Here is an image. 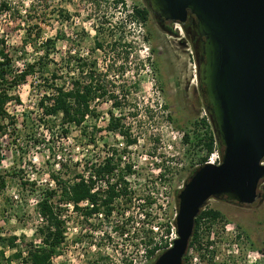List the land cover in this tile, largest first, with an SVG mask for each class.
<instances>
[{
	"label": "rangeland",
	"instance_id": "rangeland-1",
	"mask_svg": "<svg viewBox=\"0 0 264 264\" xmlns=\"http://www.w3.org/2000/svg\"><path fill=\"white\" fill-rule=\"evenodd\" d=\"M121 1L0 0V37L13 59V70L42 57L46 39L55 41L49 49L54 64L46 73L28 77L14 90L20 104L7 106L15 124L0 138V173L6 179L0 190L2 235H16L21 250L31 240L38 242L39 195L68 179L58 162L72 178L85 160L101 161L119 143L129 146L124 155L137 166L130 176L131 199L146 200L150 192L159 199L153 198L154 215L147 221L138 213L147 211L148 203L138 212L136 204H119L110 217L64 209L65 240L53 264H153L163 250L147 256L144 243L151 238L147 248L162 247L175 236L167 234L169 221L162 217L160 203L170 213L177 208L178 192L204 157L203 146H195V136L202 132L192 124L207 116L192 44L178 24L171 25L172 33L160 29L145 0ZM95 28L103 44L100 50H94ZM114 40L120 41L116 49ZM69 56L74 57L70 64ZM81 58L96 61L98 72L107 75V94L92 104L98 115L88 118L85 128H71L64 136L60 120L45 118L38 109L42 79L56 69V85L69 87ZM113 101L119 106L115 108ZM111 114L120 118L123 136L108 130ZM186 131L189 143L183 139ZM127 138L134 143L128 145ZM261 187L264 182L259 192ZM203 209L215 210L223 219L210 226L202 222L184 264H264V202L239 208L211 199ZM126 210L129 217L123 215ZM153 224L161 229L150 231ZM19 249L5 251L11 264H21ZM1 263L6 264L5 259Z\"/></svg>",
	"mask_w": 264,
	"mask_h": 264
},
{
	"label": "water",
	"instance_id": "water-1",
	"mask_svg": "<svg viewBox=\"0 0 264 264\" xmlns=\"http://www.w3.org/2000/svg\"><path fill=\"white\" fill-rule=\"evenodd\" d=\"M156 20L189 23L197 81L220 163L194 170L176 196L175 235L153 264H183L211 200L251 206L264 182V0H145Z\"/></svg>",
	"mask_w": 264,
	"mask_h": 264
},
{
	"label": "trees",
	"instance_id": "trees-1",
	"mask_svg": "<svg viewBox=\"0 0 264 264\" xmlns=\"http://www.w3.org/2000/svg\"><path fill=\"white\" fill-rule=\"evenodd\" d=\"M116 2L122 3L121 0H116ZM141 19L146 21L147 17L141 16ZM95 31L97 37L94 42V50H100L103 48V44L98 38L100 31L98 28H95ZM43 45L45 46V53L42 57L26 65L23 69L13 70V59L7 50L5 40L0 37V138L8 132L10 126L12 127L15 124V116L7 110L9 104L18 105L21 102L20 97L15 94L14 90L26 83L28 77L36 72H40L42 75L47 72L50 63L54 64V59H49V49L55 46V41L46 39ZM118 46H120V41L114 40L112 49H116ZM127 56L128 53L126 54ZM72 61H74V57L69 56L68 64ZM76 66L78 71L69 87H58L56 85V81L59 79L56 69L51 73L49 72L50 74L48 73L42 79L43 91L38 103V109L43 117L60 120L61 135L64 136L68 134L71 128H85L83 125L87 119L95 118L98 115L92 104L99 99H103L107 94V75L98 72L96 61L89 63L86 58H81L76 60ZM72 70H75V68ZM198 85L201 89L199 83ZM113 106L115 108L118 107L119 102L113 101ZM192 124L195 127V131L199 132L200 130L202 132L200 133L201 135L195 136V146H203L204 149V157L200 159L199 166L196 168L198 169L205 164L210 154L215 150L221 155V146L214 139L207 116L202 119H194ZM107 128L109 131H121L120 118L111 114ZM123 134H125V131H123ZM183 139L185 143L190 142L189 132L186 131L184 133ZM89 142H94V140L90 138ZM127 143L132 144L134 141L127 138ZM81 164L80 172H74L73 177L70 178L68 176L70 173L66 170L65 164L60 163V166L65 170L63 174L67 176V181L56 182L54 188L41 191L40 199L36 203V211L41 220V224L35 232V238L38 242L31 240L25 243L23 250H21V248L19 249L16 235L3 236L0 232V264H2L1 262L4 259L6 264H11L10 258L5 256V251L15 249H19L20 253L23 254L21 264H53V258L58 254L65 240V221L62 219L61 214L65 208L61 205L71 204L75 211H82L86 216L102 213L105 217H109L116 209V206L121 203H130L127 183L124 179L125 175L131 172L130 166L126 165L124 170L121 169L114 175V169L119 166L118 159L106 158L101 165L91 164L90 161L86 160ZM111 177H114L112 183L109 181ZM99 180H106V189H98L92 192L94 184ZM22 184L26 185V183ZM5 187V175L0 173V190L5 189ZM83 201H87L89 206L80 208L78 205ZM220 216L219 212L212 209L201 210L195 220L194 233L187 253L197 243L202 222L208 223L210 226L217 220H221ZM123 234L124 232L121 231L120 236ZM167 234H169V230H167ZM132 235L138 236L137 233ZM212 243L207 242L208 245ZM144 244H146L147 256L152 255L159 248L163 251L167 248L166 243L162 247L156 245L147 248L152 244L151 238ZM187 260L186 255L183 264Z\"/></svg>",
	"mask_w": 264,
	"mask_h": 264
},
{
	"label": "built area",
	"instance_id": "built-area-1",
	"mask_svg": "<svg viewBox=\"0 0 264 264\" xmlns=\"http://www.w3.org/2000/svg\"><path fill=\"white\" fill-rule=\"evenodd\" d=\"M117 115L116 114H114V117H116ZM113 132H117V134L119 133L121 136H123L122 135V133H121V131L120 130H117V131H113ZM128 145H130V144H128ZM120 148V149H119ZM124 148H129V146H127L126 144H124V143H119V146H118V148L116 147V149H114V150H111L110 152H107L106 153V155L103 157V159L101 160V161H93V160H90V163L92 164H97V165H101V164H103V162L105 161V159L106 158H115V159H118L119 160V166H118V168H116V169H114V172H113V174L114 175H116L117 173H118V171L119 170H124L125 169V166L126 165H128V166H130V169H131V172H130V174H127V175H125V177H124V179H125V181H126V183H127V190H128V192H129V197H130V192H131V184H130V176H132L133 174H134V170H136L137 168V166L135 165V164H133L132 162H130L129 161V157L127 156H125L124 154H126L125 153V149ZM118 150H120V151H118ZM124 152V153H123ZM116 153V154H115ZM220 163V154L215 150L212 154H210V156L208 157V159H207V161L205 162V164H214V165H218ZM58 164L60 165V162H58ZM106 181V180H105ZM105 181L104 180H99V181H97L95 184H94V187H93V190H92V192H95V191H97L98 189H100V190H104V189H106V187H107V185H106V183H105ZM109 181H110V183H112L113 181H114V177H111L110 179H109ZM55 187V186H54ZM53 187V188H54ZM182 189V188H181ZM180 189V190H181ZM159 197L161 198L162 197V195H160L159 194ZM153 198H154V200H156V201H158L157 199H156V197L154 196L153 197V192H150L149 193V195H148V199H139V200H137V201H134L133 199H131V197H130V203L133 205V207H134V205L136 204L137 205V212H138V210H139V207L141 206V205H143V204H145V203H148V207H147V211H145L144 209H142V211L141 212H139L138 213V217L139 218H142V219H144V220H146L147 221V217L149 216V215H151V217L154 215V213H153V206H155V203H153ZM39 199H40V195H39ZM38 199V200H39ZM162 199H164V197H162ZM150 200V201H149ZM38 202V201H37ZM121 203V202H120ZM122 204V203H121ZM62 207H64L65 209L67 208V209H69L70 210V212L71 211H75L74 209H73V206L71 205V204H67V205H61ZM80 208H84V207H87V206H89V203L87 202V201H83V202H81L79 205H78ZM160 209V212H161V215H162V217H164V219H166L167 218V220L169 221L168 223H166L167 224V229H168V227L170 226V230L169 231H171L172 233L174 232L175 233V228H174V221H175V217H176V214H177V208H175L173 211H171V213H170V211H168L167 209H166V204H161L160 203V207H159ZM116 210V209H115ZM114 210V211H115ZM114 211L112 212V214H114ZM111 214V215H112ZM130 213H129V211L128 210H126V211H124V213H123V215L125 216V217H129L130 215H129ZM93 215H96V214H93ZM102 215H104V214H102V213H99V214H97V216H102ZM110 215V216H111ZM105 216V215H104ZM109 216V217H110ZM62 219H64L63 218V215H62ZM167 222V221H166ZM160 226V225H159ZM158 225H150L149 226V228H150V231H152V232H157L158 230H160L161 228L159 227ZM176 237V235L174 236V238ZM174 238H171V239H168V242H166L167 243V248L166 249H168L170 246H171V243H172V240L174 239ZM155 238H153V240H154ZM154 246H156V244H154Z\"/></svg>",
	"mask_w": 264,
	"mask_h": 264
},
{
	"label": "flooded vegetation",
	"instance_id": "flooded-vegetation-1",
	"mask_svg": "<svg viewBox=\"0 0 264 264\" xmlns=\"http://www.w3.org/2000/svg\"><path fill=\"white\" fill-rule=\"evenodd\" d=\"M156 22H157V25L160 27V29H162L163 31H166L167 33H172L171 25H173L174 23H170V22L163 21V20H156ZM178 25L180 26L181 30L183 31V33L185 35L184 37L192 44L193 43L192 36L188 33L189 23H186V24H183V25L178 24ZM261 190L262 191L259 192L261 194L260 197L251 206L240 205V204H237L235 202H228L225 199L218 200V201L224 202V203L229 204V205H234V206L239 207V208H249V207L261 205L264 202V187H261ZM220 217L223 219L222 215Z\"/></svg>",
	"mask_w": 264,
	"mask_h": 264
}]
</instances>
